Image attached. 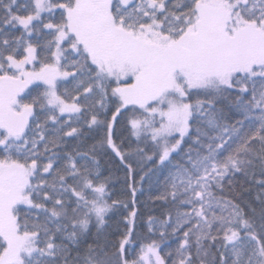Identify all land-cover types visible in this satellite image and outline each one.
Listing matches in <instances>:
<instances>
[{"label":"trees","instance_id":"1","mask_svg":"<svg viewBox=\"0 0 264 264\" xmlns=\"http://www.w3.org/2000/svg\"><path fill=\"white\" fill-rule=\"evenodd\" d=\"M200 1H116L113 17L128 31L157 21L179 39ZM231 1L245 21L264 22V0ZM75 2L50 0L52 11L25 30L15 18L36 15L35 1L0 0V77H16L10 59L32 46L28 68L58 63L70 76L57 93L80 108L61 114L48 87L34 84L12 101L33 109L21 138L0 130L1 164L36 165L31 205L14 208L17 264H144L152 247L164 264H264V74L126 105L114 90L131 80L117 83L75 36L59 43ZM181 103L192 106L189 132L164 159L179 135L162 134V116ZM7 250L0 234V259Z\"/></svg>","mask_w":264,"mask_h":264},{"label":"rangeland","instance_id":"2","mask_svg":"<svg viewBox=\"0 0 264 264\" xmlns=\"http://www.w3.org/2000/svg\"><path fill=\"white\" fill-rule=\"evenodd\" d=\"M34 1L36 15L15 18L16 24L25 30L41 14L52 11L50 0ZM95 1L77 0L75 7L67 10L68 28L60 33L59 43L69 35L75 36L117 83L131 80L124 86L119 83L114 90V95L126 105L147 106L170 92L184 98L191 91L215 84L230 86L236 74H264V22L245 21L236 14V3L231 0H201L196 22L179 39L164 35L157 21L137 31L125 30L114 20L113 5L119 1L128 6L133 0H99L100 11ZM36 56V49L28 47L24 59L9 61L17 76L0 77V130L6 131L8 138L20 139L32 117L31 107L17 108L12 101L34 84L48 87L50 104L61 114L80 112L77 104L64 102L55 87L58 79L70 74L61 72L58 63L40 71L30 70ZM166 100L167 96L160 103ZM165 113L162 134L179 136L177 143L164 151V159L178 149L189 132L192 106L181 103ZM34 171L35 164L0 163V234L8 245L0 264L19 263L20 239L14 208L31 205L29 189ZM142 259L144 264H164L154 247L148 248Z\"/></svg>","mask_w":264,"mask_h":264},{"label":"flooded vegetation","instance_id":"3","mask_svg":"<svg viewBox=\"0 0 264 264\" xmlns=\"http://www.w3.org/2000/svg\"><path fill=\"white\" fill-rule=\"evenodd\" d=\"M99 0L95 1L97 2V9L100 11V9L102 8V4L100 2H98ZM99 15L102 16L103 14L101 12H99ZM101 25V24H100Z\"/></svg>","mask_w":264,"mask_h":264}]
</instances>
